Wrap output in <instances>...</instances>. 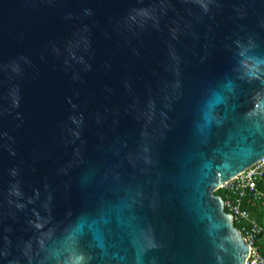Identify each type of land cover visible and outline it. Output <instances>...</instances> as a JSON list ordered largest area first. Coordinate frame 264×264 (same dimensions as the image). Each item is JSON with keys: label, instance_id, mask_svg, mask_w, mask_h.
<instances>
[{"label": "water", "instance_id": "1", "mask_svg": "<svg viewBox=\"0 0 264 264\" xmlns=\"http://www.w3.org/2000/svg\"><path fill=\"white\" fill-rule=\"evenodd\" d=\"M263 156L264 0H0V264H245Z\"/></svg>", "mask_w": 264, "mask_h": 264}, {"label": "built area", "instance_id": "2", "mask_svg": "<svg viewBox=\"0 0 264 264\" xmlns=\"http://www.w3.org/2000/svg\"><path fill=\"white\" fill-rule=\"evenodd\" d=\"M264 178V156L246 168L232 180L225 182L219 188L228 192L224 201V210L232 215L233 223H239V230L249 245V253L245 264H264V225L252 219L242 208L244 198L260 199L261 192L257 190V181Z\"/></svg>", "mask_w": 264, "mask_h": 264}, {"label": "trees", "instance_id": "3", "mask_svg": "<svg viewBox=\"0 0 264 264\" xmlns=\"http://www.w3.org/2000/svg\"><path fill=\"white\" fill-rule=\"evenodd\" d=\"M257 190L261 192L260 199L244 198L242 201V208L246 210L250 217L257 223L264 225V178L257 181ZM216 195L220 196L223 201H227L228 192L224 188H219L215 192ZM225 211H227L225 209ZM238 230H241L239 223L234 224Z\"/></svg>", "mask_w": 264, "mask_h": 264}]
</instances>
